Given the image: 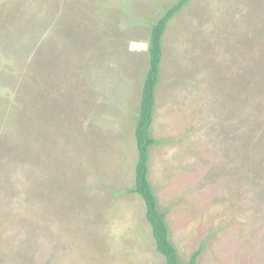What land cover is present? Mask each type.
Wrapping results in <instances>:
<instances>
[{
  "label": "rangeland",
  "instance_id": "374dc122",
  "mask_svg": "<svg viewBox=\"0 0 264 264\" xmlns=\"http://www.w3.org/2000/svg\"><path fill=\"white\" fill-rule=\"evenodd\" d=\"M177 0H0V264H166L134 185L150 27ZM149 179L182 264H264V0L169 20Z\"/></svg>",
  "mask_w": 264,
  "mask_h": 264
},
{
  "label": "trees",
  "instance_id": "16d2710c",
  "mask_svg": "<svg viewBox=\"0 0 264 264\" xmlns=\"http://www.w3.org/2000/svg\"><path fill=\"white\" fill-rule=\"evenodd\" d=\"M188 0H177L150 27L147 44L148 69L141 87L138 116L134 128L137 160L134 166V185L128 190L137 193L143 200L145 217L150 224L156 250L163 255L166 264H182L176 245L170 238L166 211L159 209L158 198L149 179V151L160 139L151 134L155 109V90L159 84L160 64L163 58L162 37L169 20ZM200 249L195 250L188 264H196Z\"/></svg>",
  "mask_w": 264,
  "mask_h": 264
}]
</instances>
